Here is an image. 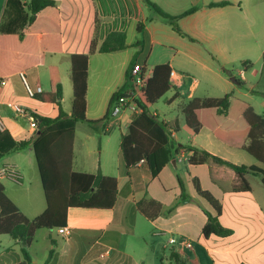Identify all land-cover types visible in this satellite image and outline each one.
<instances>
[{
    "label": "crops",
    "instance_id": "obj_1",
    "mask_svg": "<svg viewBox=\"0 0 264 264\" xmlns=\"http://www.w3.org/2000/svg\"><path fill=\"white\" fill-rule=\"evenodd\" d=\"M6 1L0 0V34L9 28L8 22L12 17L6 11ZM52 1L57 9L55 21L52 20V10L46 9L37 15L32 25L23 30L19 27L17 30L14 25L11 27L38 46L41 63L20 73L24 74L32 89L40 87L41 93L29 98L20 73L11 74L0 83V118L5 127L0 132V166H14L21 176L19 185H23L24 181L30 183L27 170L31 166L22 163L18 156L23 152L33 154V150L28 147L15 152L13 144L32 140L36 132L31 129L26 118L18 116L7 104H18L40 117H57L58 107L40 98L41 94L46 95L50 91L48 68L55 67L58 71L62 106L64 81H69L72 87L71 56L88 54L91 41H95L98 48L112 32L125 34L126 48L117 52H95L89 55L86 79L88 120L98 121L103 118L108 111L111 96L124 85L128 66L137 53L135 66L143 69L146 79L150 77L153 68L160 64H167L170 72H174L169 82L175 93L166 103L171 109L178 99V108L171 109L177 110L178 115L169 113L158 119L159 110L155 108L157 104L149 107V111L159 121L171 130L177 129L176 132L172 131V144L178 148L189 146L205 151L236 166L256 167L264 171V165L242 149L244 144L220 141L207 128L193 133L186 126L181 113L182 107L193 98H221L229 94L232 103H245L255 114L264 118V0H150L172 16L195 9L177 21L180 31L186 37L179 36L168 23L150 12L142 0ZM223 1L229 4L210 6ZM139 23H144L141 35L143 44L136 48L133 45L140 38L137 32ZM48 55L60 56L63 63L47 62ZM235 66L238 78H233L239 83L231 80L228 70ZM128 97L135 102L143 99L133 93L132 86ZM63 111L69 115L71 107L69 111ZM97 114L99 116L91 117ZM136 114L129 109L122 111L120 125L115 128L121 131L124 129L125 132L120 135L115 155L107 156L109 154L103 151V145L100 144V155L105 152V161L93 160L94 150L89 146L92 138L89 132L94 130L86 124L89 131L81 142L74 130L72 171L87 174L100 172L103 176L115 178L116 200L111 209L68 208L67 232L61 234L58 229L47 230L43 235L46 246L41 257L37 256L36 251L32 252V242L28 248L31 263L130 264L132 256L126 251V244L122 246V237L126 233L142 240L149 237L147 232H138L140 228L137 224H140L138 220L141 215L136 210V203L142 199H152L162 205L164 213L154 221L143 218L151 228L150 235L154 241L163 239L170 247L169 262L264 264V183L261 176L245 174L244 179L250 191H235L234 187L239 185V180L230 167L211 162L191 165L188 160L192 153L184 149L178 150L156 177L152 176L145 161L126 167L120 155V141ZM237 125L244 128L242 122ZM104 129L105 123L97 131L100 130L102 135L111 132H105ZM194 180L198 181L202 191L208 192L219 203L221 211L217 220L229 234L202 235L207 221L204 211L212 215L214 212L196 193ZM6 182L14 184L0 181L4 193L26 218L33 219L45 210L46 205L33 203L25 197L29 193L28 189L8 194L4 184ZM176 202L177 206L166 214L165 211ZM6 236L0 235V264L22 262L21 246L9 236L8 241ZM51 239L55 241L54 247L50 244ZM170 239H174L175 243L170 244ZM186 242L190 243V247L185 245ZM165 244L163 248L167 247ZM51 249L53 253L49 257ZM172 253L175 257H171Z\"/></svg>",
    "mask_w": 264,
    "mask_h": 264
},
{
    "label": "trees",
    "instance_id": "obj_2",
    "mask_svg": "<svg viewBox=\"0 0 264 264\" xmlns=\"http://www.w3.org/2000/svg\"><path fill=\"white\" fill-rule=\"evenodd\" d=\"M142 2L150 12L168 23L175 33L181 37H186L180 31L177 21L193 12L194 8L178 16H172L150 0H142ZM227 4H229L228 1H223L210 6L216 7ZM46 9L52 10L54 14L52 20L55 21L57 9L52 0L6 1V11L12 17L8 22L9 28L0 34V83L3 78L11 74H19L41 63L42 57L38 46L33 40L26 38L22 32H17V30L18 27L23 30L32 25L37 15ZM20 22L21 24H19ZM13 25L17 30L11 29ZM143 29L144 23H139L137 32L140 38L133 45L136 48L142 47ZM125 48V34L112 32L98 48H96L95 41H91L88 54L71 56L72 103L69 115L63 111L61 106L62 87L58 78V71L55 67L48 68L50 91L46 95L41 94L40 98L43 102L54 103L58 107V115L55 118H47L34 114L33 116L38 123V130L34 138L30 141L13 144L15 152L28 147L33 150L44 195L45 210L33 219L26 218L6 196L3 187L0 185V235H8L21 246L23 260L18 264H32L28 248L34 241L36 232L66 227L68 208L111 209L114 206L117 196L116 179L103 176L100 172L87 174L72 171V144L77 123H85L93 130H98L99 127L104 126L110 116L113 103L120 97L128 96L131 87V71L136 67L137 53L134 54L128 66L124 85L111 96L108 111L102 119L90 121L86 118V79L89 55L95 52H117ZM140 71L143 74V69ZM169 74L170 68L167 64L155 66L147 79L143 99L135 102L139 112L134 116L128 126L127 133L121 137L120 141V155L124 165L130 167L140 161H145L152 176L156 177L173 158L174 154L178 153V150L184 149L192 153L188 160L191 165L211 162L230 167L239 180V185L234 187L235 191L243 193L250 191L244 179V175L247 173L260 175L262 183H264V171L261 169L236 166L205 151L189 146L178 148L172 144V131L176 132L177 129L171 130L149 111V107L172 88L169 82ZM233 81L239 83L235 78ZM181 113L186 126L193 133H197L202 128H207L220 141L234 144L242 143L244 144L242 149L257 162L264 165V118L255 114L249 105L242 102L232 103L229 94L221 98H193L182 107ZM238 122H242L244 128H239ZM194 187L198 196L204 199L214 212L212 215L204 211L207 221L202 229V235L208 237L210 235L224 236L229 234V231L223 229L217 220L221 211L219 203L208 192L201 190L197 180H194ZM177 204L178 202L165 213L169 214ZM136 210L149 221H154L164 213L162 205L152 199L138 201ZM50 244L54 247L55 241L51 239ZM52 253L53 249L50 250L49 257ZM171 257H175V255L172 253Z\"/></svg>",
    "mask_w": 264,
    "mask_h": 264
},
{
    "label": "rangeland",
    "instance_id": "obj_3",
    "mask_svg": "<svg viewBox=\"0 0 264 264\" xmlns=\"http://www.w3.org/2000/svg\"><path fill=\"white\" fill-rule=\"evenodd\" d=\"M25 9V8H24ZM6 20V17L4 18V21ZM47 62L54 63V64H62L63 60L60 58V56L57 55H48ZM230 71V75L232 77L238 78L236 75L237 72V66L231 67L228 69ZM175 91L173 88H171L164 96H162L155 104V108L159 110L158 112V119H162L163 116H168L169 113L172 115H178L177 110H171L173 107L168 108V104L166 103L167 99L172 97L174 95ZM63 98L64 101L62 103L63 109L66 111L70 110L71 107V101H72V87L71 83L69 81H64V89H63ZM260 100V98H259ZM177 104L175 105L174 109L178 108V99L175 100ZM260 110V109H259ZM157 112V111H156ZM91 116V115H90ZM97 115H92L91 117H96ZM187 129V128H186ZM89 131L88 127L84 123H77L75 133L77 138L80 140V142L85 138V133ZM106 135H102L100 130H94L90 131L91 133V141L89 143L90 149L94 150L93 154V160L97 161L99 159H102V161H105V152L100 155V144L103 145V151H107L109 155H115L117 151V144L120 140L121 133H124L125 130L122 131L118 128H114L110 130ZM27 152L21 153L18 157L20 161L24 164H28L31 166V169L29 168L27 170L30 183H26L24 181L23 185H15V184H6V192L8 194L12 193H20L23 192L25 189H28L29 193L25 196L33 203H40L41 205H45L44 195L41 188L39 175L37 171L36 162L34 159V155L32 153L26 154ZM78 156V154L76 155ZM139 217V216H138ZM138 222L140 224H137V227L140 228L138 232L140 233H148V238L145 240L139 239L138 236L133 237L131 234L126 233L122 237V246L126 244V251L132 256V262L130 264H173L172 262H169L168 256L170 253V247L165 244L163 239L159 242L154 241L151 234V228L148 226V222L143 218L139 217ZM47 233V230H40L36 233L35 239L33 241L32 246V252L36 251L38 257H41L44 248L46 246V241L43 239V235ZM9 241V237L6 236V238ZM167 246L163 248L164 245ZM43 260V259H42ZM160 260H162V263H160Z\"/></svg>",
    "mask_w": 264,
    "mask_h": 264
},
{
    "label": "built area",
    "instance_id": "obj_4",
    "mask_svg": "<svg viewBox=\"0 0 264 264\" xmlns=\"http://www.w3.org/2000/svg\"><path fill=\"white\" fill-rule=\"evenodd\" d=\"M20 78L24 84L26 94L29 98H32L37 93H41V88L36 87L35 89H32L26 82L24 74L20 73ZM174 77V72H170L169 78ZM147 79L144 77V75L141 73L140 69L138 67H135L131 71V86L133 93L137 94L139 98H143L144 96V88L146 85ZM7 107L13 110L18 116L24 117L28 120L31 129H33L34 132H37L38 130V123L36 118L33 116L32 113L24 110L21 106L15 103H8ZM129 109L132 112L138 113L139 109L135 103V101H132L130 97H120L118 98L111 107V112L108 120L105 122V132H109L113 128L120 125V115L123 110ZM5 130L4 124L2 122V119L0 118V132H3ZM0 181H9L11 183H14L16 185H19L21 183V176L18 173L17 169L9 164H4L0 166ZM58 232L61 234H64L67 232L66 228L58 229ZM170 244H174L175 240L170 239ZM185 245L187 247H190V243L186 242Z\"/></svg>",
    "mask_w": 264,
    "mask_h": 264
},
{
    "label": "water",
    "instance_id": "obj_5",
    "mask_svg": "<svg viewBox=\"0 0 264 264\" xmlns=\"http://www.w3.org/2000/svg\"><path fill=\"white\" fill-rule=\"evenodd\" d=\"M233 79H234V78L232 77L231 80L233 81ZM233 82H234V81H233Z\"/></svg>",
    "mask_w": 264,
    "mask_h": 264
}]
</instances>
